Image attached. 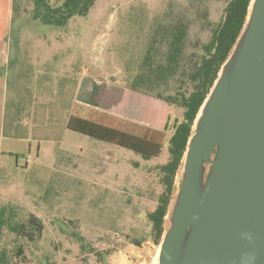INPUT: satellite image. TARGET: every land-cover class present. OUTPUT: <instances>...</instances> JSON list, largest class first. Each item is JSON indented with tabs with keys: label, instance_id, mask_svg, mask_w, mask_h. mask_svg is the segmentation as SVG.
<instances>
[{
	"label": "rangeland",
	"instance_id": "obj_1",
	"mask_svg": "<svg viewBox=\"0 0 264 264\" xmlns=\"http://www.w3.org/2000/svg\"><path fill=\"white\" fill-rule=\"evenodd\" d=\"M230 1L97 0L87 16L63 27L31 19L26 2L11 14L12 46L22 36L24 48H37L30 50L35 65L24 66L20 76L12 68L9 75L7 132L18 124L25 136L3 142L19 153L0 169V207L13 209L28 225L34 220L42 226L41 232L28 226L22 236L0 235V247L7 246L16 264H137L132 250L149 253L144 264L158 263L160 246L150 240L148 215L164 190L159 167L169 161L170 139L183 109L174 106L163 154L151 160L68 130V116L75 102L90 103L92 95L126 87L160 24L186 22L187 58L203 55L202 46ZM183 80L178 75L153 94L177 96L187 88ZM18 83L25 89H14ZM21 95L27 100L24 111L14 109ZM132 98L118 109H132ZM143 237L149 240L142 247L128 239Z\"/></svg>",
	"mask_w": 264,
	"mask_h": 264
},
{
	"label": "water",
	"instance_id": "obj_2",
	"mask_svg": "<svg viewBox=\"0 0 264 264\" xmlns=\"http://www.w3.org/2000/svg\"><path fill=\"white\" fill-rule=\"evenodd\" d=\"M159 246L157 264H264V0L194 121Z\"/></svg>",
	"mask_w": 264,
	"mask_h": 264
},
{
	"label": "trees",
	"instance_id": "obj_3",
	"mask_svg": "<svg viewBox=\"0 0 264 264\" xmlns=\"http://www.w3.org/2000/svg\"><path fill=\"white\" fill-rule=\"evenodd\" d=\"M96 1L0 0V88L3 87L2 51L8 36V25L11 14L18 12L22 3L31 5L30 17L34 21L63 27L76 17L87 16ZM251 1L229 2L210 41L202 46L203 55L194 60L196 55H192L190 60L186 55L189 25L182 20L160 24L152 36L138 74L127 81L126 87L114 93H106L99 109L75 104L68 118V130L130 150L145 160H151L163 154L174 106L183 109V120L175 124L170 139L169 161L159 167L164 190L157 208L148 215L152 225L150 240L156 245H160L165 232L166 217L176 191V177L194 121L244 26ZM178 75L187 79L182 81L183 84L187 83L183 93L177 96L153 94L158 85H169ZM132 96V109H118L117 104ZM28 226L16 219L13 209L0 207V235L9 231L22 236ZM128 239L137 247H142L149 240L147 237ZM1 247L0 264H16L7 246ZM22 252L19 248L18 255Z\"/></svg>",
	"mask_w": 264,
	"mask_h": 264
},
{
	"label": "crops",
	"instance_id": "obj_4",
	"mask_svg": "<svg viewBox=\"0 0 264 264\" xmlns=\"http://www.w3.org/2000/svg\"><path fill=\"white\" fill-rule=\"evenodd\" d=\"M10 34H11V21L9 22V25H8V36H7V40L4 42L5 44H4V48L2 51L3 87L0 88V169H1V167H3L5 165L4 164L5 159L12 158L13 156H15L19 153L17 150H14V149H11V150L6 149L3 146V142L6 139H18V140H20V139H23L22 137L25 136L24 134L19 133L18 130L21 129L22 125H18V124H12L9 127L10 131L7 132V112H8V107H7L8 101L7 100H8V88H9V84H8L9 75H10L12 68H14V71L18 73V76H20V73L22 71L21 69L25 68L24 66L31 67V66L35 65V62H33V57H31L33 55H31L32 52L30 50L37 48L36 47L37 45L31 49L24 48L23 45H25L24 43L26 42V39H24V37H22V36L17 37L16 44H14L15 46L13 47L11 44ZM14 89H17V91H21V90H24L25 87L23 85H21L20 83H18V85ZM95 90H96V87H95ZM99 92L101 93V90ZM111 92L114 93V91H111ZM115 92H117V91H115ZM104 93L105 92L103 91V93L101 95H99L98 97H95V98L92 95L90 103L85 102V100H81L82 102H75L72 105V109H73V106L75 104H80L85 108L91 107V108L99 109L101 107V104H102ZM26 105H27L26 96L21 95L18 98V100H16V102L14 104V109H17V110L19 109V110L24 111V107ZM40 106H41L40 104L34 105L35 109L33 108V110L35 111V113H37V114L39 113L38 108ZM132 252H135V255L137 257H139V259L137 260V264H144L145 263L144 259L149 254L147 252H144V253L140 252V250L138 252H136L135 250H132ZM125 262L126 261H124V263ZM128 264H129V262H128Z\"/></svg>",
	"mask_w": 264,
	"mask_h": 264
},
{
	"label": "flooded vegetation",
	"instance_id": "obj_5",
	"mask_svg": "<svg viewBox=\"0 0 264 264\" xmlns=\"http://www.w3.org/2000/svg\"><path fill=\"white\" fill-rule=\"evenodd\" d=\"M29 226L36 229L37 231L41 232L42 231V226L41 223H36L34 220H30Z\"/></svg>",
	"mask_w": 264,
	"mask_h": 264
}]
</instances>
